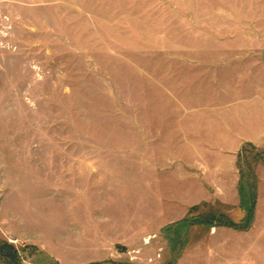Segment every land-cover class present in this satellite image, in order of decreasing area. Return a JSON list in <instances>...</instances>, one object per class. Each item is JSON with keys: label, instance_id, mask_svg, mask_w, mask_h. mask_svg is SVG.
I'll return each mask as SVG.
<instances>
[{"label": "rangeland", "instance_id": "rangeland-1", "mask_svg": "<svg viewBox=\"0 0 264 264\" xmlns=\"http://www.w3.org/2000/svg\"><path fill=\"white\" fill-rule=\"evenodd\" d=\"M262 117L264 0H0V264H264Z\"/></svg>", "mask_w": 264, "mask_h": 264}, {"label": "crops", "instance_id": "crops-1", "mask_svg": "<svg viewBox=\"0 0 264 264\" xmlns=\"http://www.w3.org/2000/svg\"><path fill=\"white\" fill-rule=\"evenodd\" d=\"M254 123V122H253ZM250 125V122H245L246 126L250 125L253 127H256V129L252 130L248 135H247V131L245 132H240L239 135L241 134L242 137H240L242 140H249L252 141L253 143H255L256 145H258L259 147H263L264 146V117H262V119L260 120V122H258L257 125L253 124ZM263 169L264 170V165L260 166V170ZM19 197L15 195V198L13 200L16 201V203L19 205L20 203L18 202ZM262 201H264V177L261 175L260 177V185H259V198H258V202H257V210H256V214H255V227L258 226L260 227V236L263 238L264 236V206L261 207V203ZM5 203V202H4ZM16 204V205H17ZM1 209H6L3 207H1ZM65 212H56V214H59L62 216L66 215L67 212H69V209L66 208L64 209ZM10 211V210H9ZM2 213V212H1ZM45 213L47 214V216L49 215V218H46L45 216H43L42 218L38 219L37 218V214H33L31 215V217H28L25 214H20L21 216V220L23 221L22 223L25 222H30L31 224L34 223L32 226V229L35 230L37 232V234L39 235V240L43 239H48V240H52L55 238V240L59 237V235L63 234L64 232L66 233V228L65 225H62V221L61 223L59 222H55V220L53 219L54 217V211H50L49 210H45ZM44 214V215H46ZM2 215V214H1ZM35 215V216H34ZM2 218V216H1ZM24 234L19 233L17 235V239L19 241H25L27 238L25 236H23ZM263 235V236H262ZM85 239V238H84ZM60 240V239H59ZM46 241V240H45ZM54 247H58L56 244H53ZM83 249L78 250L79 252H81V254L83 253V255H85L86 252V245L82 246ZM47 251H49V253H51L50 250L52 249H47V247H45ZM60 251H58L59 253L57 254V256L63 257L66 254H69V252H67L68 250H66V248L60 249ZM64 250V251H63ZM83 251V252H82Z\"/></svg>", "mask_w": 264, "mask_h": 264}, {"label": "trees", "instance_id": "trees-1", "mask_svg": "<svg viewBox=\"0 0 264 264\" xmlns=\"http://www.w3.org/2000/svg\"><path fill=\"white\" fill-rule=\"evenodd\" d=\"M250 212H252V211H250ZM220 215L222 214V216H226L225 214H223V213H219ZM248 220L250 221V216H247V220H246V222H248ZM229 221V224L230 225H232V226H238L239 225V223H235L234 221H231L230 219L228 220ZM245 227H249V224L248 223H246V225H245ZM4 245H9V244H7V243H4ZM1 247L2 246H0V250H1ZM3 248V247H2ZM6 258H8L9 260H11L12 262H19V256L17 255V254H14V255H6Z\"/></svg>", "mask_w": 264, "mask_h": 264}]
</instances>
